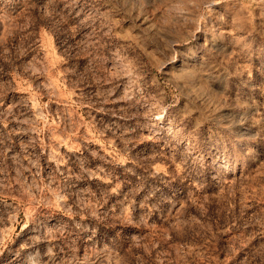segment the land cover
<instances>
[{
	"label": "rangeland",
	"instance_id": "374dc122",
	"mask_svg": "<svg viewBox=\"0 0 264 264\" xmlns=\"http://www.w3.org/2000/svg\"><path fill=\"white\" fill-rule=\"evenodd\" d=\"M219 2L0 0V264H264V0Z\"/></svg>",
	"mask_w": 264,
	"mask_h": 264
},
{
	"label": "bare ground",
	"instance_id": "6f19581e",
	"mask_svg": "<svg viewBox=\"0 0 264 264\" xmlns=\"http://www.w3.org/2000/svg\"><path fill=\"white\" fill-rule=\"evenodd\" d=\"M261 4H263L262 2H261ZM260 4V5H261ZM222 4L219 2V0H209V6H211V7H222L221 6ZM260 5H258V6H260ZM258 8V7H257ZM262 8V7H261ZM264 8V7H263ZM259 10V9H258ZM264 12V11H263ZM262 12V13H263ZM237 13V12H236ZM259 13H260V11H259ZM236 15V14H235ZM263 18V17H262ZM263 20V19H262ZM208 30V29H207ZM206 30V31H207ZM209 33V32H208ZM210 34V33H209ZM206 35V34H205ZM210 35H212L213 36V34H210ZM211 36V39H213V40H215V38H214V36L212 37ZM217 36H218V34H217ZM217 40H219L218 38H217ZM191 58V57H190Z\"/></svg>",
	"mask_w": 264,
	"mask_h": 264
}]
</instances>
